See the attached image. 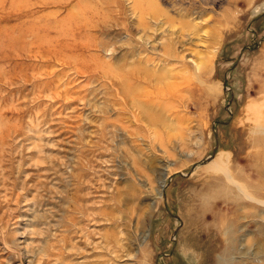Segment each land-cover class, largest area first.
<instances>
[{
    "label": "rangeland",
    "instance_id": "374dc122",
    "mask_svg": "<svg viewBox=\"0 0 264 264\" xmlns=\"http://www.w3.org/2000/svg\"><path fill=\"white\" fill-rule=\"evenodd\" d=\"M0 264H264V0H0Z\"/></svg>",
    "mask_w": 264,
    "mask_h": 264
}]
</instances>
